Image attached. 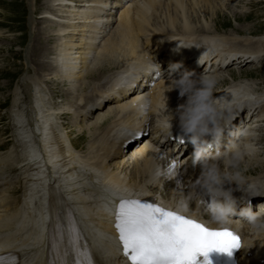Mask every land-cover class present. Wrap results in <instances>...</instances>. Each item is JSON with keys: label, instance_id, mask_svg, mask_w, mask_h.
<instances>
[{"label": "bare ground", "instance_id": "1", "mask_svg": "<svg viewBox=\"0 0 264 264\" xmlns=\"http://www.w3.org/2000/svg\"><path fill=\"white\" fill-rule=\"evenodd\" d=\"M34 2L27 0L29 14L36 13L35 16H38V21H29L36 38L29 44L33 45L32 51L29 46L25 54L29 57L30 66L33 65L37 73L34 78H23L21 89L14 90L9 109V117L14 124L12 140L8 138L0 145L2 151L8 143H14L12 149L0 154V175L16 174L18 184L14 193L20 194V201L23 203L11 210L0 212V228H9L21 216L23 222L20 233H28L26 239L31 237L32 230L29 225L32 223L33 214L40 210V185L45 182L52 193L49 200L52 211L57 210L56 202H59L64 218L69 216L67 203L89 214L94 208H98V187L107 185L117 186L119 189L137 188L139 193L167 207L189 211L194 217L212 222L207 215L210 206L206 194L199 202L198 197L193 195L192 182L202 181L203 170L209 160L224 166L223 156L235 148L231 147L232 137L229 135L239 127L245 130L250 122H255L256 116H259L256 124L264 122V106L250 116L252 109L255 110L264 103V83L262 86H255L252 78L250 80L242 76V71L236 72V79L228 76L230 67L253 68L255 64L259 66L264 61V36L253 40L244 37L246 33L232 30L233 34H218L216 25L211 28L207 23L208 17H213L214 11L224 9L226 0H43L45 3L38 12L33 10ZM181 42L214 44L222 53V60L231 61L225 71L220 70L213 75L204 74L213 76L218 81L215 97L218 95L217 98H222L225 102L229 89L236 88L239 97L236 101L249 99L246 104L239 103L246 108L245 114L241 116L243 124L239 119L227 127L219 125L215 137L226 140L225 146H218L217 153L204 155L199 163L194 158V149L174 158L168 152L172 145L160 150L153 145L148 146L150 139L146 133V121L151 120L147 116L148 110L154 113L152 120L158 119L162 102L161 88L164 83L161 80L156 81L158 76L153 70L159 58H150L156 57L161 51L162 58L168 62L167 54L175 49V44ZM137 53L140 57L136 60L137 66L134 65V72L127 75L122 82L128 88V93L123 96L122 90L117 88L119 77L121 73L127 72V67L131 64L129 61ZM49 55H52L49 59L52 64L48 65L45 59ZM145 56L149 58L142 59ZM223 73L227 74V84L221 78ZM201 74L195 76L199 77ZM83 75L92 82L89 84L92 85V90L89 93L81 91L77 97L74 94L80 90L77 85ZM58 77L69 84L71 92L67 99L59 95L57 99L67 101H60L55 106L46 92V86L49 79ZM173 78L178 79L176 76ZM22 89L27 96L23 98L24 101ZM150 95L154 97L150 109H147V101L146 107L131 108L138 98L144 97L148 100ZM166 95L169 110L174 111L178 105L184 103L177 91ZM156 102L157 106L154 105ZM23 103L25 104L22 107ZM98 112L102 114L97 115L95 122L88 124ZM62 119L71 121L69 130L75 129V138L68 137L67 134L70 133L65 127H58ZM116 126H121L124 130V139L129 136L117 150L116 144L109 142V133ZM260 129L261 127L258 131ZM135 130L137 133L131 134ZM254 132L256 131H251L245 137L250 154L245 155L241 164L259 163L257 157H251L260 152L258 145L264 148V139H254L251 142ZM78 140L84 143L83 148L76 145ZM72 144L75 150L70 147ZM175 148V154L183 150L178 146ZM174 160L176 165L172 167ZM263 165L242 171L246 183H242L240 187L254 184L264 188ZM263 203L264 198L259 199L256 204L260 207ZM255 205L251 210L257 209ZM258 212L264 219V209ZM59 224L57 218L54 225ZM243 227L247 229L246 235L260 239V249H255L254 253L264 254V227ZM105 230L109 231L106 235L114 239L110 228ZM65 240L55 250H50L47 264H59V260L64 258V253L72 242L69 234ZM74 248L77 250L76 246L71 245L72 251ZM67 253V264H74L75 252ZM95 263L98 264L99 261L95 259Z\"/></svg>", "mask_w": 264, "mask_h": 264}, {"label": "rangeland", "instance_id": "2", "mask_svg": "<svg viewBox=\"0 0 264 264\" xmlns=\"http://www.w3.org/2000/svg\"><path fill=\"white\" fill-rule=\"evenodd\" d=\"M33 1L36 2V4L34 2L33 10H35V12L41 11L43 7L42 4L45 2H43V0ZM29 13L30 9L27 6V0H0V145H2L5 140H8V138L12 140L14 124L11 122V119L9 117V109L12 105V94L14 93V90L16 91L18 89H21V81L23 80V78H34L37 73L33 65L31 64L32 66H30L29 57H27L25 54L26 50H29L27 47H29L31 43L35 41L34 39L36 38L35 32L33 35V32L31 31L29 21H38V16H35L36 13H31L32 15ZM213 14V17H208L207 23L211 28L216 25L215 27L218 31V34H233L232 30H234L238 33H246L244 37L253 40H256V38L258 37L264 36V0H226L225 8L222 10L218 9L214 11ZM247 34H249V36ZM50 41L51 40H49V43ZM35 43H37V40ZM32 46H30V51H32ZM50 58H52V55H49L48 59H45V62L47 61L46 64L48 63V65L49 63L52 64V61L49 60ZM255 65L256 66H254L253 68H250L251 66L230 67L228 68L230 69V71L228 72L230 74L228 76H231L233 79H236V72L242 71V76L247 77V79L250 80L252 78L254 80L253 82L256 83L255 86H262V84L264 83V61L258 64L259 66H257V64ZM225 73H223L221 78L224 79L225 84H227L228 78L227 74ZM87 79L88 78L85 75L81 77L80 83H78L77 85V88H79L80 90H77L74 95H77L78 97L81 91L84 92V90L88 89L87 93H89V91L92 90V85H89L92 82L89 81V79L88 81H85ZM26 80L27 79H25V81ZM63 81V78L59 77L54 78V80L49 79V81H47L46 92H48L49 97L51 98V103H54L55 106H58L61 101L60 99H57L60 97L59 95L65 96L67 99L71 92L69 84L64 83ZM53 84H55L56 86H53ZM79 84L80 87H78ZM82 88L85 89L83 90ZM23 98L24 97H22V99ZM66 101L64 99L63 101H61V103H65ZM24 104L25 103H23V105L21 106L23 107ZM98 114L101 115L102 113L98 112L93 115L95 118L93 117L94 119H90L88 121V124L95 122V119ZM258 119L259 116H256L254 119L255 122H250V125L253 124V126L261 127L260 131L257 130L256 132H254L255 140H258L259 138L260 140L264 139V122L256 124V120ZM60 123H58V127L63 129L66 128L65 130L70 133V135L67 134L70 139L75 138L77 133L75 129H71V131L69 130V126H71V121H64L62 119ZM85 135L84 137H86ZM75 143L78 147H84V143L79 140ZM13 146L14 143L11 141L4 147V150L0 151V154H5L10 149H12ZM70 147L75 150V146L73 144ZM258 147V150H260V152L255 153V156L251 157H257V160L259 162L258 165L256 163L247 165L241 164V171H246L250 168H256L257 166H262L264 164V148L261 145H258ZM217 156H219V154ZM262 168H264V165Z\"/></svg>", "mask_w": 264, "mask_h": 264}, {"label": "clouds", "instance_id": "3", "mask_svg": "<svg viewBox=\"0 0 264 264\" xmlns=\"http://www.w3.org/2000/svg\"><path fill=\"white\" fill-rule=\"evenodd\" d=\"M157 68L159 70L158 66ZM180 68V64L170 65V75L167 81L163 79L162 102L156 127L166 135L171 132L175 120L180 132L193 145L194 158L199 163L205 155L202 151L203 147L211 143L212 138L217 135L216 129L220 118L228 108L222 106L220 99L214 96L218 83L215 77L204 74L196 77L194 73L185 71L178 79L173 78L171 73L177 72ZM172 91H177L179 98L184 100V103L178 105L174 111L169 110L167 106L166 94ZM238 99L237 89H229L225 105H232L233 101ZM248 154L250 153L247 147L243 150L234 148L223 156V167L209 160L203 170L200 187L205 192L210 205L207 215L212 222L219 224L221 221L232 220L233 217L240 215L247 220L251 228L264 227V219L259 212L254 213L251 208H239L237 211V199L233 196V192L238 191L242 183H246V177L240 170V166L245 155ZM233 185L235 188L232 187Z\"/></svg>", "mask_w": 264, "mask_h": 264}, {"label": "snow or ice", "instance_id": "4", "mask_svg": "<svg viewBox=\"0 0 264 264\" xmlns=\"http://www.w3.org/2000/svg\"><path fill=\"white\" fill-rule=\"evenodd\" d=\"M175 165L174 160L172 167ZM114 219L117 242L127 264H195L198 255L204 257V264H210L208 253L216 251L231 257L241 246L240 237L228 228L212 229L140 199L119 200ZM74 252V264H93L89 252L75 248ZM67 255L65 252L59 264H67Z\"/></svg>", "mask_w": 264, "mask_h": 264}]
</instances>
